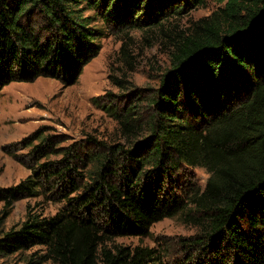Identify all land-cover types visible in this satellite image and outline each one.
Returning <instances> with one entry per match:
<instances>
[{
  "label": "trees",
  "instance_id": "trees-1",
  "mask_svg": "<svg viewBox=\"0 0 264 264\" xmlns=\"http://www.w3.org/2000/svg\"><path fill=\"white\" fill-rule=\"evenodd\" d=\"M213 1L219 8L172 42L152 94L102 106L124 143L58 148L35 133L37 165L0 189V223L22 199L64 206L51 217L29 210L20 226L0 230V258L43 247L54 264H169L155 248L114 240L146 236L193 206L200 233L172 264H264V0ZM207 2L0 0V95L41 77L76 84L102 49L97 20L108 30L151 29ZM53 154L58 162L42 163ZM194 168L210 174L204 191L183 179Z\"/></svg>",
  "mask_w": 264,
  "mask_h": 264
},
{
  "label": "rangeland",
  "instance_id": "rangeland-1",
  "mask_svg": "<svg viewBox=\"0 0 264 264\" xmlns=\"http://www.w3.org/2000/svg\"><path fill=\"white\" fill-rule=\"evenodd\" d=\"M218 8L219 4L208 0L205 6L151 29L108 30L97 20L96 24L104 31L102 49L84 68L76 84L65 86L57 79L41 77L5 87L0 95V189L13 187L33 174L32 168L37 165L34 146L39 142L35 141L31 147L28 144L33 142L37 132L53 139L58 148L87 140L124 143L126 138L119 122L102 106L112 101L115 106L123 107L134 98L138 104L136 94H152L170 67L172 42ZM59 158L60 155L53 154L42 163H55ZM187 172L183 179L191 182L196 191H204L210 177L207 169H187ZM63 206L64 202L48 197L19 200L0 223V230L20 226L29 210L51 217ZM6 211L5 203L1 202L0 218ZM196 213L194 207L189 206L181 214L156 223L146 236L117 238L114 242L155 248L169 264L184 260L183 240L196 236L201 230L193 221ZM188 214L192 216L189 218ZM45 254L43 247H36L1 257L0 264H54L43 261Z\"/></svg>",
  "mask_w": 264,
  "mask_h": 264
}]
</instances>
